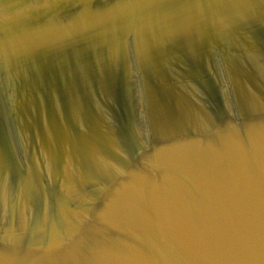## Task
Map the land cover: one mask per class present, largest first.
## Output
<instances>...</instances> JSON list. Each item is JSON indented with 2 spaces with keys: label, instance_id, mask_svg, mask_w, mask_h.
<instances>
[{
  "label": "water",
  "instance_id": "water-1",
  "mask_svg": "<svg viewBox=\"0 0 264 264\" xmlns=\"http://www.w3.org/2000/svg\"><path fill=\"white\" fill-rule=\"evenodd\" d=\"M0 264H264V0H0Z\"/></svg>",
  "mask_w": 264,
  "mask_h": 264
}]
</instances>
